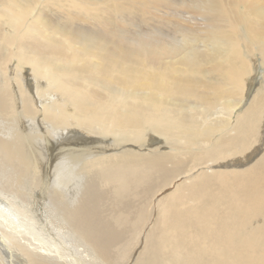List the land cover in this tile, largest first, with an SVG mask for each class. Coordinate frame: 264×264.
Here are the masks:
<instances>
[{
  "label": "bare ground",
  "instance_id": "1",
  "mask_svg": "<svg viewBox=\"0 0 264 264\" xmlns=\"http://www.w3.org/2000/svg\"><path fill=\"white\" fill-rule=\"evenodd\" d=\"M258 66L264 0H0V264H264Z\"/></svg>",
  "mask_w": 264,
  "mask_h": 264
},
{
  "label": "rangeland",
  "instance_id": "2",
  "mask_svg": "<svg viewBox=\"0 0 264 264\" xmlns=\"http://www.w3.org/2000/svg\"><path fill=\"white\" fill-rule=\"evenodd\" d=\"M121 15H122V13H120ZM126 17H128V15H125ZM141 21H143L142 23L141 22H139L138 21V23H139V25L141 26V28L140 29H142V30H147V29H149L150 27H152V26H155V24L153 23V21L152 20H148V19H142ZM151 23H152V25H151ZM143 24V25H142ZM154 24V25H153ZM87 26H89V25H87ZM135 27V26H134ZM146 28V29H145ZM256 69H257V67H255ZM258 71H257V73H259V74H261L263 71V69L264 68H262L261 66H258ZM251 80V76H249V77H247V81H250ZM252 84V81H250V85ZM252 86V85H251Z\"/></svg>",
  "mask_w": 264,
  "mask_h": 264
}]
</instances>
